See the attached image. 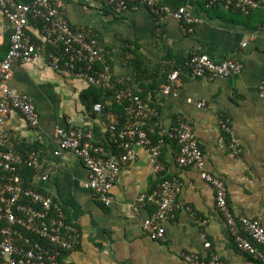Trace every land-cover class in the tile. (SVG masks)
Instances as JSON below:
<instances>
[{"label": "crops", "instance_id": "1", "mask_svg": "<svg viewBox=\"0 0 264 264\" xmlns=\"http://www.w3.org/2000/svg\"><path fill=\"white\" fill-rule=\"evenodd\" d=\"M159 2L172 11L185 7L203 22L188 32L171 16L158 24L144 7L116 14L96 0H68L66 16L73 27L97 34L115 78H128L137 87L142 82L158 85L194 54H206L217 62L232 58L242 63V73L228 79L186 75L178 96L162 95L159 86L154 89V97L149 95L148 103L159 112V123L155 129L152 126L159 136H165L179 116L187 118L204 153L205 170L227 187L231 210L237 216L259 219L264 226V98L259 93L264 81L263 14L258 12L247 19L207 10L206 0ZM14 32L0 12V60L9 50ZM28 32L37 39L42 34L40 25L32 22ZM137 63L146 76L138 75ZM139 76L142 82L137 80ZM11 87L31 99L41 122L33 129L14 112L2 130L17 151L28 146L39 154L50 179L38 186L62 205L66 220L79 232L78 245L64 257L63 264H187L182 257L187 253L203 259L215 253L227 264H257L236 248L216 207L214 190L202 180L201 171L178 166L179 150L173 142L164 143L161 159L165 177L178 178L183 184L181 207L165 224L166 240L156 242L142 228L154 206L135 209L138 197L152 192L160 182L145 154L123 168L113 188L110 208L96 202L86 187L88 173L80 160L67 151L55 155L58 127L92 126L96 140L105 142V129L117 115L112 104L106 116L95 112L83 100L90 86L49 68L43 57L15 65ZM200 102H205V108L198 106ZM222 116L232 120L242 147V162L230 157L228 140L220 128ZM204 238L211 250L205 248Z\"/></svg>", "mask_w": 264, "mask_h": 264}, {"label": "built area", "instance_id": "2", "mask_svg": "<svg viewBox=\"0 0 264 264\" xmlns=\"http://www.w3.org/2000/svg\"><path fill=\"white\" fill-rule=\"evenodd\" d=\"M67 1L0 0L2 16L15 29L9 50L0 60V264H60L63 251L71 252L78 245L79 232L66 222L62 205L23 185L19 172L26 168L34 171L35 181L39 184L50 179L49 173L43 170L39 154L35 151L28 156L14 153L8 149L10 138L2 130L14 112L21 115L31 128L39 127L41 117L35 104L26 94L11 87L13 67L33 63L39 57L45 58L49 68L84 80L90 87L114 90L118 104L123 107L120 118L111 120L106 127L105 133L109 138L105 143L96 140L92 126L58 127L55 130L58 147L55 155L60 156L61 152L67 151L84 164L88 173L86 187L91 190L96 202L105 208L112 207L113 188L123 168L145 154L160 182L152 192L141 194L135 204L136 211L147 206L155 208L151 216L142 222L143 231L152 240L164 242L165 224L181 207L182 182L178 178L165 177L166 167L161 159L162 144L165 142L160 140L155 143L147 129L152 114L158 118V112H154L140 94L128 88V78L114 77L99 36L70 24L66 16ZM96 1L116 14L144 7L158 24L171 16L188 32H193L195 26L203 22L187 8L172 11L159 0ZM205 6L209 10L251 16L258 10H264V0H207ZM31 19L41 26L39 42L28 35ZM247 45L245 43L244 47ZM187 66L192 77L211 80L228 79L240 75L243 70L242 63L237 59L217 62L206 54H194ZM182 76V69L169 73L160 93L178 96L184 84ZM259 93L264 98V81ZM198 106L205 108L206 104L200 102ZM93 110L102 114L103 107L96 104ZM220 128L224 138H228L230 157L242 162V147L234 134L232 120L222 116ZM165 136L178 145V166L181 169H199L202 180L213 188L216 207L232 233L236 248L254 258L258 264H264L263 224L259 219L237 216L231 210L225 183L205 170L204 153L193 125L185 116H179ZM204 242L205 248L211 250V244L206 240ZM182 257L187 264H227L215 253L207 259L191 253Z\"/></svg>", "mask_w": 264, "mask_h": 264}, {"label": "trees", "instance_id": "3", "mask_svg": "<svg viewBox=\"0 0 264 264\" xmlns=\"http://www.w3.org/2000/svg\"><path fill=\"white\" fill-rule=\"evenodd\" d=\"M207 2V0H206ZM205 5V4H204ZM205 9V8H204ZM208 10V9H207ZM223 11V10H221ZM226 12V11H225ZM258 12H261L263 14V21H264V10H258L256 11L254 14H252L251 16H243L241 14H234V13H231V12H227L229 14H233V15H240V16H243L244 18H247V19H251L255 14H257ZM31 22L32 23H36L33 19H31ZM30 22V23H31ZM41 27V26H40ZM28 35L35 41V42H39L40 40L37 39L36 37L32 36L29 32H28ZM108 59V58H107ZM190 60V59H189ZM189 60H185L183 62V64L179 67H177L175 70L177 69H182L183 70V80L185 79L186 75H190L189 74V69H188V62ZM136 66V69L138 71V75H144L146 76V72L143 71L141 69V64L139 65V63L135 64ZM169 75V74H168ZM168 75L166 77H164L163 79L159 80V84L156 85V84H151V85H147V84H144L140 78L141 76H139L137 78L138 81L142 82L141 86L137 87L136 84H133V82H128L127 86L128 88L132 89L136 94H140V96L143 98V100L148 103V99H149V95H152V97H154V89H157L159 86H162L163 84L167 83V79H168ZM115 77V76H114ZM156 75L153 76V80L155 81L156 80ZM118 79V78H116ZM137 87V88H136ZM138 88H143L144 91L141 92L139 91ZM161 88V87H160ZM83 100L84 102H86L89 106H91L92 108L96 105V104H101L102 107H103V111H102V116H106L109 114L111 108L109 107V103L112 104L113 106V109H115V113L117 115L114 116L115 119H119L120 116L123 114V107L120 106V104H118V101L116 100L115 98V91L114 90H108V89H103V88H95V87H90V89L85 92L83 94ZM151 102L154 101L153 98L150 99ZM149 104V103H148ZM154 112H158L157 109L151 107ZM159 113V112H158ZM158 119L157 117H155L154 114H152V118L151 120L149 121V125L147 127L148 131H149V134H150V137L153 139V141L155 143H159L160 140H164L165 143L167 142H173L176 146L177 143L171 139H168L167 136H159L157 133L158 131H152V128L155 129L158 125ZM151 125V126H150ZM153 126V127H152ZM106 138L107 140L105 139V142L108 141V138L109 136L106 135ZM226 140H228V138L226 137ZM104 142V143H105ZM165 144H162V147L164 146ZM8 149L12 150L14 153H17V154H22L23 156H28L29 154H31L32 152H34V148L32 147H28V146H25L24 149H22V152L21 151H17L16 150V147H13V145L11 144V142L9 143L8 145ZM179 150V148H178ZM36 152V151H35ZM20 154V155H21ZM19 174L21 175L22 177V180H23V185L24 187L26 188H32V189H35V190H40L42 191L45 195L46 192L45 190H41L40 187L38 186L39 183L35 181V173L33 170H30V169H22ZM48 196V195H47ZM54 200V199H53ZM66 222L68 224H70L67 220ZM73 226V225H72ZM76 228V227H75ZM77 229V228H76ZM70 252L69 251H63L62 253V256L60 257V264H63V259L64 257H66ZM252 258V257H251ZM254 259V258H253ZM255 260V259H254ZM256 261V260H255ZM256 263L258 264V262L256 261Z\"/></svg>", "mask_w": 264, "mask_h": 264}]
</instances>
